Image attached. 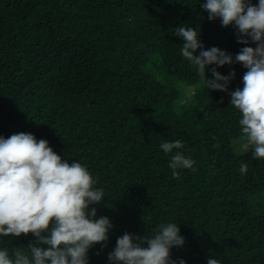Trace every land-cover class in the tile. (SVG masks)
<instances>
[{
  "label": "trees",
  "instance_id": "16d2710c",
  "mask_svg": "<svg viewBox=\"0 0 264 264\" xmlns=\"http://www.w3.org/2000/svg\"><path fill=\"white\" fill-rule=\"evenodd\" d=\"M203 2L0 0V136L45 139L97 179L105 195L90 207L113 227L106 246L89 250V264H109L123 234L151 236L167 223L185 238L173 260L264 264V159H253L254 148L236 151L246 142L228 94L243 87L246 69L210 65L208 79L212 68L236 73L228 92H210L172 35L194 27L204 50L233 58L245 47L234 26L208 19ZM175 140L195 161L178 179L168 166L175 150L160 148ZM34 240L0 237V250Z\"/></svg>",
  "mask_w": 264,
  "mask_h": 264
},
{
  "label": "clouds",
  "instance_id": "9594fccd",
  "mask_svg": "<svg viewBox=\"0 0 264 264\" xmlns=\"http://www.w3.org/2000/svg\"><path fill=\"white\" fill-rule=\"evenodd\" d=\"M208 19H219L225 28L234 26L237 43L245 45L233 58L217 47L204 50L194 27L175 28L172 35L183 41L181 54L196 68L206 89L228 92L235 71L221 75L210 65L224 67L238 63L246 71L243 87L228 92L230 106L239 110L241 139L254 148L253 159H264V0H204ZM254 44L255 47L247 46ZM199 51V54L196 53ZM180 140L163 142L165 154L175 153L169 161L172 176L180 169L195 171V161L180 150ZM248 165H240L245 174ZM97 179L79 162L69 163L49 142L31 133L0 136V237L20 238L31 234L35 240L25 247L0 250V264H89L88 252L97 244L105 245L113 225L107 216L97 218L104 198ZM185 238L179 224H160L151 236L129 233L117 238L108 254L109 264H186L172 259V249L182 248ZM207 264H222L209 259Z\"/></svg>",
  "mask_w": 264,
  "mask_h": 264
},
{
  "label": "rangeland",
  "instance_id": "374dc122",
  "mask_svg": "<svg viewBox=\"0 0 264 264\" xmlns=\"http://www.w3.org/2000/svg\"><path fill=\"white\" fill-rule=\"evenodd\" d=\"M185 104L188 105V104H189V101H186ZM251 149H253V147H252L251 145L244 144V145H242V146H239V147L236 149V151H237L238 153L241 154V153L248 152V151L251 150Z\"/></svg>",
  "mask_w": 264,
  "mask_h": 264
}]
</instances>
